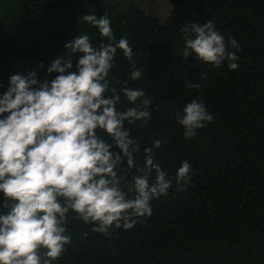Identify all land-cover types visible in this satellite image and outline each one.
Segmentation results:
<instances>
[{
  "label": "trees",
  "instance_id": "16d2710c",
  "mask_svg": "<svg viewBox=\"0 0 264 264\" xmlns=\"http://www.w3.org/2000/svg\"><path fill=\"white\" fill-rule=\"evenodd\" d=\"M135 1L0 0V96L13 74L34 70L41 82L51 81L55 74L47 67L77 35L87 34L94 46L108 43L79 22L85 14L107 15L115 40L128 39L142 70L130 79L132 63L118 49L112 84L143 90L137 105L151 100L150 121L129 126L140 146L135 159L142 167L144 149L152 148L154 163L171 181L168 194L151 201L152 214L134 218L130 229L97 233L70 211V243L53 264H264V0H170L165 20ZM208 20L226 43L239 44V50L228 48L239 57L237 69L182 56L181 28ZM77 60L73 56L72 71ZM193 99L214 119L186 139L177 115ZM121 101L119 110L132 106ZM157 140L160 147H152ZM183 161L192 179L179 186ZM134 174L120 172L125 182Z\"/></svg>",
  "mask_w": 264,
  "mask_h": 264
},
{
  "label": "clouds",
  "instance_id": "9594fccd",
  "mask_svg": "<svg viewBox=\"0 0 264 264\" xmlns=\"http://www.w3.org/2000/svg\"><path fill=\"white\" fill-rule=\"evenodd\" d=\"M79 22L98 29L108 43L94 46L87 34L77 35L47 67V74H55L51 81L41 82L34 70L13 74L0 96V264H53L70 243V211L97 233L113 226L130 229L134 218L152 214L151 201L171 187L152 148L144 149L142 167L134 156L140 146L129 126L150 121L151 100L137 105L143 90H117L110 79L118 49L132 63L129 78L142 76L128 39L115 40L107 15L85 14ZM181 32L185 59L194 55L216 67L227 61L229 69L238 68L239 57L228 48L239 50V44L226 43L212 20L186 24ZM121 96L132 106L119 110ZM213 119L198 99L177 115L186 139ZM152 147L159 148L160 141ZM132 169L136 174L125 182L120 172ZM191 171L183 161L177 185L189 184Z\"/></svg>",
  "mask_w": 264,
  "mask_h": 264
},
{
  "label": "rangeland",
  "instance_id": "374dc122",
  "mask_svg": "<svg viewBox=\"0 0 264 264\" xmlns=\"http://www.w3.org/2000/svg\"><path fill=\"white\" fill-rule=\"evenodd\" d=\"M116 1L120 2L125 0ZM135 3L145 11L150 12L158 17L160 20H165L170 12V0H137ZM120 5H122L121 2Z\"/></svg>",
  "mask_w": 264,
  "mask_h": 264
}]
</instances>
